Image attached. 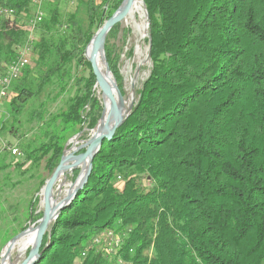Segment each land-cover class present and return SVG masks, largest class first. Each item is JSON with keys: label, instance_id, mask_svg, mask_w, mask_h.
Masks as SVG:
<instances>
[{"label": "trees", "instance_id": "1", "mask_svg": "<svg viewBox=\"0 0 264 264\" xmlns=\"http://www.w3.org/2000/svg\"><path fill=\"white\" fill-rule=\"evenodd\" d=\"M123 1L71 0L66 11L63 0L44 1L32 64L5 100L12 120L0 124V173L10 169L20 179L8 173L0 188L39 177L40 192L69 140L89 138L104 105L85 50ZM144 3L149 75L127 120L94 157L87 183L46 233L35 264H120L93 244L109 229L128 230L124 264H264V0ZM1 7L15 11L0 15L6 29L35 16V0H0ZM116 32L105 54L122 90ZM16 43L0 33V76ZM6 134L18 139L23 157L3 148ZM39 201L36 194L29 200L28 222L41 219ZM26 229H14L2 246Z\"/></svg>", "mask_w": 264, "mask_h": 264}, {"label": "rangeland", "instance_id": "2", "mask_svg": "<svg viewBox=\"0 0 264 264\" xmlns=\"http://www.w3.org/2000/svg\"><path fill=\"white\" fill-rule=\"evenodd\" d=\"M62 9H64L65 11L70 10L71 0H63ZM105 13H106V9H104L103 11V14ZM144 20L145 17H141L137 15L138 25L143 26ZM104 22L96 26L94 32H96L104 24ZM137 24L136 25L133 24L131 26L125 23L123 26L114 28L115 30H117V32L115 33V36L111 38V44L113 48L112 50H114V54H116L117 56V65L121 75V83H122L121 91L124 97L131 96L133 98L132 93L134 86L135 89L134 101L137 100V94H136L137 90L141 88V85L148 77L151 68V61L149 57V48H148L149 33L147 31L145 37L143 30L140 28L138 29L136 28ZM24 40L25 39L19 40L18 43H21ZM14 45L12 46L14 47ZM114 78L116 79L115 76ZM116 82L118 84L117 79ZM97 94L99 98L102 99L104 105L103 95L101 94V92ZM63 101L64 100L60 98L56 102H51L49 104V110L51 112H55L63 105ZM5 103L6 101H3L2 106L0 108V124L6 120H9L10 122L12 120L10 117V110L8 108L6 109L5 107V105L8 102L6 104ZM92 131H90L89 138L91 136ZM2 140L7 144H16L19 146L18 139L10 134H6L5 136H3ZM73 140H79L80 142L78 143V145L84 143V140H82L80 136ZM8 157L9 160H12L13 158L11 155H8ZM8 173L11 175L12 182H16L20 179L17 175V172L13 170L11 171L10 169H8L6 172L0 173V178L4 177ZM69 178L71 182L75 181L73 180L74 178L73 174ZM40 180L41 179L39 177H36L34 179L26 178V179H22L21 182L16 187H12L10 185L1 186L0 188V260H1V252L3 247L13 238L12 237L4 246H2L3 238L7 234L9 235L12 234L14 229H19L21 226H26L28 228L29 226L38 223V222L36 223L28 222L26 219V211L28 208L29 200L33 195L36 194V196L41 197L39 195L40 192L38 193L36 192V188ZM119 184H121V182ZM144 184L147 185L146 182ZM37 207H38V212H40L39 211L40 201ZM15 217L17 219H14ZM23 231H20V233ZM14 257L15 254L9 258V261L11 262ZM79 263L80 260H77L75 264H79Z\"/></svg>", "mask_w": 264, "mask_h": 264}, {"label": "water", "instance_id": "3", "mask_svg": "<svg viewBox=\"0 0 264 264\" xmlns=\"http://www.w3.org/2000/svg\"><path fill=\"white\" fill-rule=\"evenodd\" d=\"M143 3H144V0H143ZM132 5H133V0H124L122 4L120 5V7L116 10V12L109 19H107L104 22V24L95 32V34L93 35L92 39L90 40L85 50V57L90 62L92 66V72L96 77V86L99 88V91L101 92L102 95L110 97L112 101V105L114 108L113 125L108 133L93 134L90 136L88 140L84 141V143H81L78 146H75L73 144L71 145L73 138L69 140V142L67 143L64 149V152H63V155L61 157L59 164L54 169L50 177L45 181V184L40 190L39 195H41L42 193L43 209L41 210L42 217L39 220L40 222L39 231L37 233L34 244L31 250L29 251V254L26 256V258L22 260L20 264H35L38 261L41 255L43 241H44V237L46 233L49 231L53 222L58 218L61 211L72 202V200L76 197L78 192L87 183L88 177L93 168L92 162L96 154L99 152L102 144L104 143L105 140H111L116 135L118 128L127 120L128 116L132 112V109L135 103L134 86H133V93H132L133 95L132 102L128 106L126 111L123 112L122 106L114 98L108 82L102 76L99 75L97 71V67H96V61H97V57H98L101 47L105 53V43H106V39H107L109 32L112 29L123 26L126 23V19L131 11ZM144 7H145V12H146L147 31H148L149 15H148V11L145 6V3H144ZM148 40H149L148 48H149V57H150L151 39H150L149 34H148ZM90 45L93 47L92 56L87 55V49ZM105 60H106V65H107V71L108 73L112 74L109 64L107 62V59H106V54H105ZM117 89L118 91L122 92L119 87H117ZM103 113H104V110H103ZM103 113H102V116H103ZM98 124L96 125L94 129L98 127ZM79 136L80 134H78L74 138H78ZM72 158H78L79 160L73 164L72 169L70 171V175L74 174L76 170H79V175L76 178V180L72 182L71 188L64 195V197L59 202H55L53 201V197H54V192L56 190V184L60 180L59 176L62 171V167L66 159H72ZM86 160L89 161V164L86 170L84 171L83 169L80 168V165ZM40 201H41V197H40ZM23 232L17 234L12 239L20 236Z\"/></svg>", "mask_w": 264, "mask_h": 264}, {"label": "bare ground", "instance_id": "4", "mask_svg": "<svg viewBox=\"0 0 264 264\" xmlns=\"http://www.w3.org/2000/svg\"><path fill=\"white\" fill-rule=\"evenodd\" d=\"M137 15L141 17H145L143 26H140L137 24ZM126 24L131 25V26L133 24L134 25L137 24L136 28L142 29L144 32V36L146 37L147 20H146V13H145V7H144L143 0H133L131 11L126 19ZM87 55L88 56L93 55V47L91 45L87 49ZM96 67H97V71L99 75L102 76L108 82L114 98L122 106L123 112H125L128 106L132 102V97L131 96L124 97L123 93L118 91L117 87L119 86L116 82V79L111 73H108L107 71L105 53L102 47L100 48V52L97 57ZM103 99H104V105H105L104 113L98 124V127L92 131L91 135L98 134V133H108L113 125L114 108L112 105V101L110 97H107L104 95H103ZM73 139H72L71 145L73 144L77 146L79 143V140H73ZM78 160H79L78 158L66 159L62 167L60 176H59L60 180L56 184V190L54 192L53 201L59 202L64 197V195L68 192V190L71 188L72 182L69 178L71 176L70 171L72 169L73 164L77 162ZM88 164H89V161L86 160L80 165V168L85 171L86 168L88 167ZM40 196H41L40 211H41L43 209L42 193ZM39 225H40V222L38 221V223L29 226L20 236L15 237L10 242H8L2 249L0 264H20L22 260L26 258V256L29 254V251L31 250L34 244L37 233L39 231ZM14 254H15V257L10 262L9 258ZM85 256H86V253L85 255H83V257Z\"/></svg>", "mask_w": 264, "mask_h": 264}, {"label": "built area", "instance_id": "5", "mask_svg": "<svg viewBox=\"0 0 264 264\" xmlns=\"http://www.w3.org/2000/svg\"><path fill=\"white\" fill-rule=\"evenodd\" d=\"M45 0H35V16L29 21L31 26V33L21 43H16L14 46L15 57L8 64L6 73L0 76V108L3 101L7 100L12 92V86L15 81L24 75L26 68L32 64L33 60V46L38 39L40 31L37 24L44 18L42 5ZM14 9L1 7L0 15L5 17H14ZM3 148L11 152L13 156L23 157V152L16 144L2 143ZM128 235V230L122 232H115L109 229L93 238V244L99 250H102L109 256V258H116L120 264H124L121 258L120 251L125 243ZM133 251V250H132ZM85 255V252L82 256Z\"/></svg>", "mask_w": 264, "mask_h": 264}, {"label": "crops", "instance_id": "6", "mask_svg": "<svg viewBox=\"0 0 264 264\" xmlns=\"http://www.w3.org/2000/svg\"><path fill=\"white\" fill-rule=\"evenodd\" d=\"M98 3H101V0H97ZM31 26L29 24V21L24 19H19L17 22V28L16 29H6L3 27H0V33L5 32L9 35L10 38H12L15 42H19V40L25 39L30 33H31Z\"/></svg>", "mask_w": 264, "mask_h": 264}]
</instances>
